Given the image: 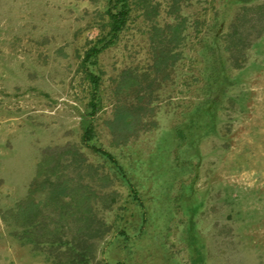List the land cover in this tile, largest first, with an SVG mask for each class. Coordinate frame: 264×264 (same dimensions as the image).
Here are the masks:
<instances>
[{
	"label": "rangeland",
	"instance_id": "1",
	"mask_svg": "<svg viewBox=\"0 0 264 264\" xmlns=\"http://www.w3.org/2000/svg\"><path fill=\"white\" fill-rule=\"evenodd\" d=\"M137 1L95 90L107 0H0V264L64 250L12 217L39 171L90 184L89 264H264V0Z\"/></svg>",
	"mask_w": 264,
	"mask_h": 264
},
{
	"label": "trees",
	"instance_id": "2",
	"mask_svg": "<svg viewBox=\"0 0 264 264\" xmlns=\"http://www.w3.org/2000/svg\"><path fill=\"white\" fill-rule=\"evenodd\" d=\"M108 5L105 10L107 14V31L100 39L104 40L102 45H93L85 53L83 64L86 67L87 76L90 78L94 89L98 86V76L94 69L89 68V64L96 62L97 53L105 46L113 43L118 33L123 29L133 6L137 0H107ZM139 113L132 114L130 110L119 109L109 127L112 130L115 142H125L128 140V133L132 132L136 124L140 121ZM135 125V126H134ZM83 134L84 139L90 138L91 128L88 127ZM109 156L108 153L104 152ZM114 161V159H112ZM120 171L119 166H116ZM42 174L37 172V176L31 185V190L27 197L21 200L14 212L13 220L17 227L21 228L20 239L34 245L49 244L63 247L59 255H55L56 264H89L88 259L93 252V201L89 195V183L77 180L61 181L60 176L53 179L46 178L44 181L38 180ZM41 185V187H40ZM37 186V187H36ZM46 191V198L37 200L34 190ZM51 206L52 214L49 219L43 215V207ZM56 220H55V219ZM55 220V221H53ZM71 231V236L68 233Z\"/></svg>",
	"mask_w": 264,
	"mask_h": 264
}]
</instances>
